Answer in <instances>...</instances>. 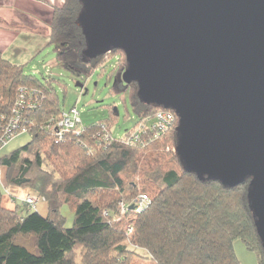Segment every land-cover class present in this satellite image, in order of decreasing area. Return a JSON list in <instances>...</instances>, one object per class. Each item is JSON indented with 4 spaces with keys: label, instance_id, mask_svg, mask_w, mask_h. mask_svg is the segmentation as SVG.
I'll return each instance as SVG.
<instances>
[{
    "label": "trees",
    "instance_id": "16d2710c",
    "mask_svg": "<svg viewBox=\"0 0 264 264\" xmlns=\"http://www.w3.org/2000/svg\"><path fill=\"white\" fill-rule=\"evenodd\" d=\"M80 12V0H65L54 9L48 45L58 46V62L89 76L117 56L121 76L128 67L121 50L93 60L86 57ZM131 85V107L139 118L135 127L158 110H166L143 104L137 83L119 90ZM21 89L38 93L36 107L23 110L30 141L0 157V168L6 170L8 186L37 192L48 205V216L27 204L6 210L0 183V264H141V260L241 264L236 240L256 253L258 264H264V247L248 202L250 179L228 188L187 172L174 151L176 131L143 147H131L122 141L133 128L124 138L100 148L93 137L102 125L112 130L109 122H100L86 127L80 136L68 133L58 141L48 125L65 112L57 93L50 83L46 86L27 75L24 66L0 53V121L12 114ZM112 114L116 118L118 112ZM43 156L53 172L43 169ZM140 195L148 197V207L137 215L131 210L121 215L119 204H131ZM65 207L74 214L70 228L62 214ZM131 218L133 233L128 235L124 224ZM139 250L148 257L140 256Z\"/></svg>",
    "mask_w": 264,
    "mask_h": 264
},
{
    "label": "water",
    "instance_id": "95a60500",
    "mask_svg": "<svg viewBox=\"0 0 264 264\" xmlns=\"http://www.w3.org/2000/svg\"><path fill=\"white\" fill-rule=\"evenodd\" d=\"M80 3L86 57L124 53L123 82L138 84L143 104L177 115L185 170L228 188L251 180L264 247V0Z\"/></svg>",
    "mask_w": 264,
    "mask_h": 264
},
{
    "label": "rangeland",
    "instance_id": "374dc122",
    "mask_svg": "<svg viewBox=\"0 0 264 264\" xmlns=\"http://www.w3.org/2000/svg\"><path fill=\"white\" fill-rule=\"evenodd\" d=\"M48 44L40 53L33 56V59L22 66H24L27 75L35 76L46 86L50 83L57 93L61 108L64 111H70L72 108L77 109L80 114V127L82 129L100 122H109L112 130L108 131L112 132V138L122 139L128 131L133 128V131H136L138 126H141L142 121L135 127L139 118L131 107V93L134 86L131 85L126 90H119L126 84L122 79L123 74L119 76L117 56L111 57L106 62L104 69L99 68L91 75L85 76L76 70H69L59 63L57 60L58 46ZM117 82L119 85L115 88ZM78 84L82 87H79ZM113 110L118 112L116 118L113 117ZM106 128L108 129L107 125ZM3 149L0 151L2 152ZM43 164L45 171L53 172L51 163L44 156ZM56 176L58 181H61L60 176L58 174ZM34 193L32 198L37 200L36 206H30L27 203L28 198L24 204L35 210L38 201L40 199L44 201V199L37 192L34 191ZM129 208L133 210L131 206ZM234 249L241 264H258L256 253L248 250L241 240L235 241ZM138 254L142 257H148V254L142 250H139ZM141 264L153 263L149 260H141Z\"/></svg>",
    "mask_w": 264,
    "mask_h": 264
},
{
    "label": "crops",
    "instance_id": "0c3cea01",
    "mask_svg": "<svg viewBox=\"0 0 264 264\" xmlns=\"http://www.w3.org/2000/svg\"><path fill=\"white\" fill-rule=\"evenodd\" d=\"M65 0H0V53L16 65H24L40 53L49 42L50 27L54 9L62 7ZM33 57V58H32ZM30 141L27 135H20L0 151V157L24 146ZM6 170L0 168V183L3 190L2 206L9 211L24 205L34 191L8 186ZM41 216H48V205L40 199L34 210ZM62 214L67 227L73 225L74 214L65 207Z\"/></svg>",
    "mask_w": 264,
    "mask_h": 264
},
{
    "label": "built area",
    "instance_id": "2783aa9c",
    "mask_svg": "<svg viewBox=\"0 0 264 264\" xmlns=\"http://www.w3.org/2000/svg\"><path fill=\"white\" fill-rule=\"evenodd\" d=\"M107 53L106 55L110 54ZM104 55V56H106ZM107 57V56H106ZM37 91L21 89L19 97L15 106L12 109V114L7 117H2L0 121V150L6 147L15 137L19 135H27L26 116L23 112L25 107H36L38 100ZM34 104V105H33ZM33 105V106H31ZM76 108H72L70 111H65L62 115L56 119L52 118L48 125L50 130H54L58 141H62L64 136L68 133H75L80 136L85 128L80 127V116ZM26 118V119H25ZM152 125L149 126V123ZM177 115L172 111L158 110L153 116L142 120L141 126H138L136 131H132L122 142L125 145L131 147H143L149 142L158 139L162 135L170 131H175L177 128ZM96 140V146L102 148L109 145L114 140L112 133L108 131L105 125L100 127V132L94 137ZM175 151V150H174ZM37 200L32 197H28L27 203L30 206H36ZM149 205V199L145 195H140L131 204L121 202L119 204L121 215H125L130 211V206L133 207L131 210L134 215L143 212ZM134 219V217H133ZM133 219H128L124 224V229L128 235L133 233Z\"/></svg>",
    "mask_w": 264,
    "mask_h": 264
}]
</instances>
